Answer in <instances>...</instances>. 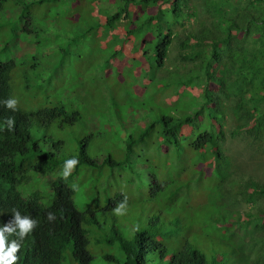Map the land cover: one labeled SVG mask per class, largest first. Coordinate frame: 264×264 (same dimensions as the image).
<instances>
[{"label":"trees","instance_id":"trees-1","mask_svg":"<svg viewBox=\"0 0 264 264\" xmlns=\"http://www.w3.org/2000/svg\"><path fill=\"white\" fill-rule=\"evenodd\" d=\"M73 1L0 0V230L6 246L21 245L16 264H96L94 231L96 246L116 247L103 256L109 264H218L210 251L218 246L239 263L264 264V178L242 169L227 146L229 137L241 138L264 173V0ZM86 1L96 4L94 19L71 7ZM105 5L109 12L100 11ZM174 47L173 70L163 73ZM100 52L99 61L109 54L103 64ZM49 55L53 60L43 61ZM84 58L87 71L79 70ZM128 65L141 79L135 83L154 87L157 104L138 111L119 155L94 159L71 121L54 128L51 120L80 112L69 99L83 105L94 75L106 70L101 79L108 83ZM47 70L52 78H44ZM118 78L126 79L123 71ZM71 80L76 93L53 95L55 81ZM33 83L48 95L43 102L39 94L35 107ZM8 99L17 100L15 111ZM66 143L76 154L60 157ZM73 158L78 162L70 164ZM69 165L73 174L65 179ZM79 165L104 178L96 208L91 201L80 210L74 200ZM40 175L53 179L51 197L37 189ZM244 202L249 209L240 211ZM198 208L210 214L199 224L211 231L207 238L191 236ZM13 210L37 221L22 241ZM210 240L217 241L205 251Z\"/></svg>","mask_w":264,"mask_h":264},{"label":"rangeland","instance_id":"rangeland-1","mask_svg":"<svg viewBox=\"0 0 264 264\" xmlns=\"http://www.w3.org/2000/svg\"><path fill=\"white\" fill-rule=\"evenodd\" d=\"M97 1V0H96ZM70 3H76L73 0H70ZM112 5V3H111ZM96 4H90L89 2L83 3V5L79 6H71L74 10L79 9V14L84 19H94L93 11ZM97 7L100 8V4L97 5ZM196 9V8H195ZM100 11H110V8L108 5H105L100 9ZM146 16V15H145ZM145 16H143L142 20L145 19ZM134 24L137 23L136 20L133 19ZM56 22H53L52 24L55 25L56 30L57 26L55 24ZM55 38L56 36H52ZM55 43V41L53 42ZM178 47H174L171 50V59L168 60L165 67L162 69L163 73H166L167 71H172L173 68L170 66L172 64L173 56L177 54ZM51 51H54V49L51 47ZM103 52H100L98 54L97 62L100 64L104 63L106 56L109 54L106 53L104 57L99 61L100 56ZM118 58L120 56L117 55ZM126 58V56L124 55ZM43 61H49L53 60V57L51 55L43 57ZM68 59V58H67ZM120 59V58H119ZM32 64V63H28ZM127 64V63H126ZM130 64V63H128ZM87 65H88V59L84 58L82 61L79 62V70H85L87 71ZM23 70H25L26 65L22 66ZM129 65L126 67H123V69L117 71L115 70V76L112 75V79L110 82H104L102 81L101 77L106 70L97 72V75L93 76V82L90 87L85 88V101L84 104L81 105L78 102L77 97H72L69 99V101L73 104L72 110H78L80 112H76L73 117L67 118L66 114H63L62 116H56L54 119L51 120L53 127L58 128L60 127V124L62 122H69L71 121V124H69V128H71L73 131H76L78 133L77 139L79 142L84 141V147L87 149L89 155L94 159H101L105 152H109L114 154L115 156L119 155L121 153V150L125 147L126 140L123 136V134L129 130L130 133L133 132V121H136L138 119V111L144 112L143 110H148L150 108H144V107H150L153 102L155 104L156 101H154V97H151V94L153 93L154 87L151 85V83H146L145 80L142 84H137L134 81L137 79L138 81L141 79L139 76H135L132 73V70H128ZM108 70V69H107ZM111 71V70H109ZM123 71V77L126 79H119L118 75L121 74ZM38 72H43V70H39ZM32 73V72H31ZM76 73V72H75ZM77 74V73H76ZM45 79L52 78V71L47 70L44 74ZM72 72H68L65 75V78L69 79L73 77ZM160 75V74H159ZM115 77H117L119 80H115ZM176 74L173 73L171 79H175ZM71 81L66 83H58L55 81V89L53 91L54 96H58L62 98L64 95H68L70 92L73 94L76 93V89L71 83ZM104 85H108L104 87ZM138 87L142 88L143 91L139 92ZM101 89H104L106 91V94H104ZM33 90L34 94H31V101L33 103V107H35L36 104V97L39 94L43 95V102L46 101V97L48 96L46 94V90L35 83H33ZM148 91L147 93H145ZM160 92H157L159 95ZM129 95V98H123L121 102H118L117 100L122 99V97H126ZM153 99V101L151 100ZM161 99V97H160ZM117 101V102H116ZM123 101H127L124 102ZM133 103V106L137 110H131L127 107ZM119 109H118V108ZM144 108V109H143ZM142 109V110H141ZM119 110V111H117ZM121 111V112H120ZM146 114V113H144ZM120 115H123L121 119H118ZM61 128V127H60ZM230 136V134H228ZM228 144L230 151L235 154L234 160L236 163L239 164V166L242 169L250 170L253 172V174L258 178H264V173L262 170L255 164L257 159L259 157H253V152L251 149L247 148L245 143L242 141L241 138L234 139L233 141L231 138H228ZM60 157L68 156L71 154H76V150L72 148L69 143H66L62 149H61ZM153 152V150L151 151ZM262 160L260 159V162ZM72 168H74L73 165H69L68 168L64 170V173L67 172L68 175H72ZM256 168L255 171L253 169ZM54 177V176H53ZM74 184L76 186V194L74 197V200L76 202L77 207L80 210L85 209V204L88 202H93V208H96L99 204L98 199L103 200L104 199V191L106 189V185L104 184V178H102L99 175V170L94 167H88L87 165H79L75 170V176L73 178ZM53 179L49 178V175H40V179L38 178L37 181V189H41L43 193L49 191V187L52 186ZM121 184V178L118 179V182L116 183L117 186H120ZM226 187H228V183L226 184ZM49 197H51V193H46ZM178 209L182 210L183 207L178 205ZM240 211H245L249 209V205H247L245 202L242 203L240 206ZM198 218L195 220L196 222V232L192 233L191 236L194 237H200L199 234L202 235L201 238H207L211 235V231L206 226H200L199 224L208 223L210 222V214L206 212L203 208L197 209ZM143 223V219H139V224ZM90 237V235H89ZM93 237L96 239L97 234L94 231ZM94 239V246L91 248L90 244V250L95 252L96 256V264H109L108 259L103 257L105 253L111 254L116 251V247L105 248L102 246H96ZM217 240H210L205 242V248H203L205 251L210 250L209 248L215 244ZM212 251V254H216L218 256V259H222L223 264H230V260L232 258V255L230 253V248L226 246H218L215 250Z\"/></svg>","mask_w":264,"mask_h":264},{"label":"clouds","instance_id":"clouds-1","mask_svg":"<svg viewBox=\"0 0 264 264\" xmlns=\"http://www.w3.org/2000/svg\"><path fill=\"white\" fill-rule=\"evenodd\" d=\"M4 103L6 104V106L8 108H11V109H13V111H15L17 108L18 102L15 99H8V100L4 101ZM13 123H14V120L12 118H8V120L6 121V124H7V128L9 130H12ZM77 162H78V160L76 158H73L70 161V164H75ZM63 175H64V178L66 179L68 174H67V172H65ZM231 188L234 191L238 190V187L234 186L233 184H232ZM121 207H123V205H121ZM13 211L16 215V226L19 228V233H16V235H18L20 240L22 241L24 239V237L27 234H29L33 230V228H35L37 226V221L30 219L28 216H24L23 218H21L19 211H16V210H13ZM115 211L118 213L119 209H116ZM53 218H54V215L52 213H48V220L51 221V220H53ZM7 231L9 232V235L15 233L14 228H8ZM6 240H7V237H5L4 231L0 230V264H16V262L18 260V256L16 255V253L19 251L21 245H20V243H17L16 240H12L11 244L6 246ZM178 246L179 247L183 246L182 237H180V241L178 243ZM169 258H170V256H169ZM218 264H223V263L221 261ZM230 264H245V263H243L241 261L239 263L238 259L232 256V258L230 260ZM251 264H253V263H251Z\"/></svg>","mask_w":264,"mask_h":264}]
</instances>
